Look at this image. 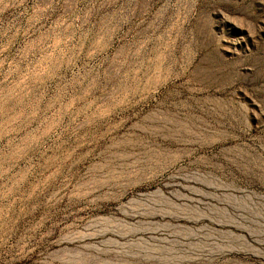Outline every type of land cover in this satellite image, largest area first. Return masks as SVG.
Here are the masks:
<instances>
[{
	"label": "rangeland",
	"instance_id": "rangeland-1",
	"mask_svg": "<svg viewBox=\"0 0 264 264\" xmlns=\"http://www.w3.org/2000/svg\"><path fill=\"white\" fill-rule=\"evenodd\" d=\"M0 264H264V0H0Z\"/></svg>",
	"mask_w": 264,
	"mask_h": 264
}]
</instances>
